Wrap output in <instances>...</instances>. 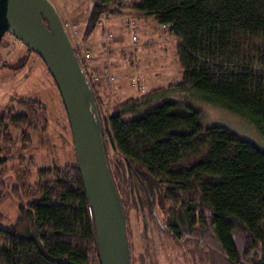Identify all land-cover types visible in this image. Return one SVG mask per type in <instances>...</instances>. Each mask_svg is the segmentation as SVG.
<instances>
[{
	"label": "trees",
	"instance_id": "1",
	"mask_svg": "<svg viewBox=\"0 0 264 264\" xmlns=\"http://www.w3.org/2000/svg\"><path fill=\"white\" fill-rule=\"evenodd\" d=\"M122 1L96 0L85 35L107 12L152 18L175 36L182 71L179 82L127 97L107 113L75 46L101 116L132 264L131 213L156 217L157 206L172 240L194 255L193 264H264V0ZM194 101L242 117L263 145L226 125H206ZM47 121L37 99L1 108L0 167L15 146L10 128L24 136L22 129L46 130ZM39 173L31 192L38 199L19 203L13 224L0 218V264H101L77 164ZM0 186V200L29 194L1 180Z\"/></svg>",
	"mask_w": 264,
	"mask_h": 264
},
{
	"label": "rangeland",
	"instance_id": "2",
	"mask_svg": "<svg viewBox=\"0 0 264 264\" xmlns=\"http://www.w3.org/2000/svg\"><path fill=\"white\" fill-rule=\"evenodd\" d=\"M49 1L69 28L73 44L80 48L83 60L98 83L107 113L127 97L181 80L177 40L154 19L107 12L108 21L101 26L99 20L94 33L85 35L87 19L96 0ZM18 99L40 101L47 109L48 121L46 130L22 129L24 136L20 129L10 128L15 146L11 148L10 159L0 167L3 169L0 180L9 187H22L29 194L23 195L21 200L12 196L0 200V218L5 226L16 220L19 203L38 199L31 192L38 184L40 170L63 167L72 162L77 164L68 116L50 72L38 54L29 51L22 41L7 32L0 41V109L15 105ZM194 102L202 110L206 125H226L263 145L257 130L242 117L208 102ZM158 207L156 217L145 219L144 214L131 213L134 264H142L143 260L145 264L151 261L193 264L194 255L187 254L186 246H179L172 240L166 230L164 213Z\"/></svg>",
	"mask_w": 264,
	"mask_h": 264
},
{
	"label": "water",
	"instance_id": "3",
	"mask_svg": "<svg viewBox=\"0 0 264 264\" xmlns=\"http://www.w3.org/2000/svg\"><path fill=\"white\" fill-rule=\"evenodd\" d=\"M7 32L40 56L61 95L93 212L101 264H132L125 210L97 101L63 20L49 0H0V41Z\"/></svg>",
	"mask_w": 264,
	"mask_h": 264
},
{
	"label": "built area",
	"instance_id": "4",
	"mask_svg": "<svg viewBox=\"0 0 264 264\" xmlns=\"http://www.w3.org/2000/svg\"><path fill=\"white\" fill-rule=\"evenodd\" d=\"M108 14H106L105 16L103 15L100 19L99 24L102 26L104 24L105 21H108ZM107 19V20H106Z\"/></svg>",
	"mask_w": 264,
	"mask_h": 264
},
{
	"label": "crops",
	"instance_id": "5",
	"mask_svg": "<svg viewBox=\"0 0 264 264\" xmlns=\"http://www.w3.org/2000/svg\"><path fill=\"white\" fill-rule=\"evenodd\" d=\"M69 28H67V30H68ZM69 32V31H68Z\"/></svg>",
	"mask_w": 264,
	"mask_h": 264
}]
</instances>
